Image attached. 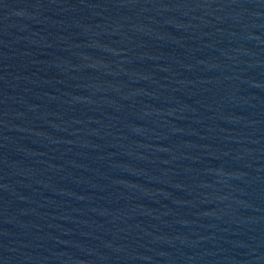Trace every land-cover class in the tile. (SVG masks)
<instances>
[{"label":"water","instance_id":"1","mask_svg":"<svg viewBox=\"0 0 264 264\" xmlns=\"http://www.w3.org/2000/svg\"><path fill=\"white\" fill-rule=\"evenodd\" d=\"M0 264H264V0H0Z\"/></svg>","mask_w":264,"mask_h":264}]
</instances>
